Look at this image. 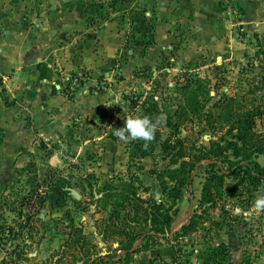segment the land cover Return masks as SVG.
<instances>
[{
	"label": "rangeland",
	"instance_id": "1",
	"mask_svg": "<svg viewBox=\"0 0 264 264\" xmlns=\"http://www.w3.org/2000/svg\"><path fill=\"white\" fill-rule=\"evenodd\" d=\"M46 1L60 4L64 0ZM78 1L66 2L78 3ZM89 1L84 0L83 3L85 10L82 11L81 17L84 23L88 24L96 19L98 22L99 17L108 20L114 15L118 16V27L123 34L122 52L126 53L127 48L133 49L136 53L135 63H139L131 73L130 84L121 82L122 76L116 70L118 68L116 64L109 70L110 76L99 77V89L96 87V91L100 93L112 90L105 101L109 103L102 104V110H100L102 113L94 117L95 129L98 132L106 131L111 135L116 128L123 127L125 116H139L142 112V100L150 95L154 96L164 108L165 113L173 114L177 106L183 104L181 100L186 94L180 90V86L188 80L191 82L197 80L196 82H201L200 84L209 90L207 95L198 96V102L193 104L196 108L193 112L175 115L174 120L180 124L178 136L185 137L189 144L212 148H215L217 144L222 146L228 136L230 120H233L234 116L236 118L239 111L244 110L245 107L248 108L253 102H260L264 108V96L261 97L263 93L261 80L264 81V60L262 59L264 46L261 43L264 40V30L260 33H246L241 30L242 25L234 24L232 36L241 43L234 49L236 54L229 53L223 59L216 58L224 56L223 54L214 55L212 52L203 50L195 60L182 62L177 59L182 48L181 42H172L169 48L167 47L169 43L159 44L149 39L144 42L142 28L134 29L136 25H133V21L130 20L128 10L133 6L142 8L149 4V0H119L116 7L111 6L108 0L103 6L91 8L87 6ZM230 22L234 23V19L232 18ZM149 46L153 48V51L149 59L145 61L144 53ZM80 75L83 79L81 83L87 80L86 72L70 75L68 79ZM66 85L67 79L62 91L68 98L73 96L80 87L79 85L70 94ZM192 86L191 88H195V85ZM255 95L259 97L256 101L253 100ZM130 96L131 99L126 98ZM136 97L139 99L134 102ZM228 98H232V101L229 102ZM229 108H232V113L228 110ZM75 109L77 110V107ZM73 122L75 120L71 122L72 127L77 125ZM255 122V130L262 132L264 114ZM86 126L87 123L84 121L85 132L89 128ZM168 133L175 132L172 128L163 127L162 136L165 137ZM1 135L0 132V138ZM120 143L126 144L122 141ZM61 144L49 142L46 149L38 147L31 152L22 149L20 155H25L24 164L19 162L16 165L13 164L11 168H3L2 161H6L7 158L0 156V225H3L2 232L0 230V264H69L73 255L77 257V261L84 260L86 255L83 251H81L82 254L79 253L77 244L73 245L76 237L71 236L68 228L65 227L70 222L80 226L86 242L91 245L92 257L93 252L104 255L111 248L117 247V244L106 243L97 233L96 221L104 217L106 212H98L94 203L89 200L96 197V193L102 189L107 179L119 177L124 182L128 166L131 167L132 172L138 173L142 186L145 188L142 195L158 200L162 198V194L157 173L174 167L169 165V158L162 153L160 143L154 145L152 156L132 159L133 163H131L126 154L119 165L108 170L100 169L101 164L98 162L103 159L99 153L77 155L73 152V144L63 142ZM55 149L62 150L57 153L61 160L57 164L50 165L47 162L48 155ZM226 154L230 160L234 159L230 152ZM252 160L264 167V155L255 154ZM30 161L36 163L39 178L46 177L49 166L60 168L62 175L69 180V185L65 187L68 191L65 194L49 190L48 187L41 189L46 200L37 211L40 221L33 220L32 226L22 228L19 225L24 224V218L19 217L14 208L19 206L16 201L27 194L31 188L27 172L22 171V168L25 169ZM220 168L227 171L228 163L220 164ZM220 168L199 165L193 172L191 193L185 187L177 203L178 221L174 224L173 230L179 231L181 224L186 223L192 214H200V218L195 217L198 223L194 230L183 238L177 236L160 239L152 247L131 256L127 263L114 264H146L148 260H154V264H199L196 250L219 243L227 244L233 264H240L247 257H250L252 264H264V213L256 214L252 208L255 198L264 194L260 192V186L257 187L256 184L251 183L246 176L245 180L237 185L238 178L226 174L219 186V192L215 188L218 183L215 179L211 180V185L214 186L215 202L200 203L204 183L212 172L219 173ZM240 172L243 174L244 169L241 168ZM89 173H92V176ZM71 189L79 194V198L72 195ZM75 201H80V204ZM82 205L86 207L82 208ZM181 218L183 220L180 221ZM6 226L13 231L8 233ZM78 264L81 262L79 261Z\"/></svg>",
	"mask_w": 264,
	"mask_h": 264
},
{
	"label": "crops",
	"instance_id": "2",
	"mask_svg": "<svg viewBox=\"0 0 264 264\" xmlns=\"http://www.w3.org/2000/svg\"><path fill=\"white\" fill-rule=\"evenodd\" d=\"M66 1L0 0V156L7 158L3 168L19 162L23 165L22 149H46L49 142L71 143L77 155L99 153L102 170L114 169L128 154L126 144L113 134L98 132L93 120L102 113V104L109 103L105 101L112 90L98 93L99 77L110 76L109 70L116 64L121 82L130 84L131 73L139 65L136 53L128 48L127 54L122 52L118 16L99 17L98 22L86 24L81 17L85 7L78 10L76 3ZM148 3L128 10L134 29L142 28L144 42L169 43L168 48L172 42H181L177 59L182 62L195 60L203 50L224 55L216 58L236 54L234 49L241 43L232 36L231 16L220 0ZM236 4L242 31L264 30V0H236ZM152 51L149 46L145 61ZM83 72L88 74L87 80L68 98L62 91L65 79ZM72 120L77 123L74 127ZM61 151L55 149L47 162L57 164Z\"/></svg>",
	"mask_w": 264,
	"mask_h": 264
},
{
	"label": "trees",
	"instance_id": "3",
	"mask_svg": "<svg viewBox=\"0 0 264 264\" xmlns=\"http://www.w3.org/2000/svg\"><path fill=\"white\" fill-rule=\"evenodd\" d=\"M84 1L79 0L76 3L78 10H82ZM119 0H111L109 4L113 7L118 5ZM104 2L90 0L87 3L88 7L103 6ZM87 7V8H88ZM264 46V40L262 41ZM264 60V52H262ZM186 81L180 90L186 94L181 101L182 105H178L173 114L165 113L164 108L155 100L153 95L145 97L142 100V112L139 116L155 117L159 114H167L164 125L157 131L154 142L149 146L148 150L142 147V141H133L126 143V150L129 156V161L132 159H141L154 154V145L160 143L162 153L169 158V165L174 167L166 168L162 172L157 173V178L160 181L162 198L156 200L152 197H144L142 193L145 191L142 186L138 173L132 172L128 166V172L124 182L122 178L111 177L105 181L104 186L96 193V197L92 198L91 203H94L98 212L105 211L106 215L96 221V231L103 241L106 243L117 244V247L111 248L104 255H99L93 252L90 254V244L85 240L80 226H76L72 222L68 226V233L75 236L76 240L73 245L79 246V253L86 255L83 260L77 261L75 255L72 256L69 264H103V263H127L129 258L137 252L148 249L158 243L160 239H169L171 237H185L189 232L197 227L198 221L195 217L200 218V214L193 215L186 223H182L180 230H173L174 224L178 221L176 216L178 212L177 203L182 197L183 189L191 193L190 185L194 170L199 165L217 166L228 163L227 171L220 168L218 172H212L208 176L207 181L202 187L200 203L214 201V186L211 185V180L215 179L218 185H215L217 192L220 191V185L223 177L234 175L238 178L237 185L245 180V176L251 183L257 187H264V167L258 165L257 162H252V156L255 154L264 155V130L257 132L255 130V120L264 114L263 105L260 102H253L244 110L239 111L230 120L229 128L227 129L228 136L225 138L224 144L216 145L215 148L205 146H195V144L187 143V139L178 136L179 122L175 121V115H185L195 110L194 102H198L199 95H207L209 90L205 88L201 82L197 80ZM192 85H195V88ZM261 87L264 96V81L261 80ZM207 91V92H206ZM131 99L132 97H126ZM258 96H254L253 100H258ZM139 98L136 97L134 102ZM229 102L232 98L227 99ZM133 102V103H134ZM232 113V108H229ZM163 127L172 128L174 134L168 133L163 137ZM234 157L230 160L226 154ZM221 157L216 158V157ZM134 166V165H133ZM141 169L140 166H138ZM241 168L244 173L241 174ZM60 168L49 166L48 174L44 178L37 176V165L34 161H30L25 170L28 174V180L31 184L27 194L21 196L16 203L19 206L16 209L18 216L24 218V224L19 225L22 228L32 226V221H40L38 210L46 200L44 192L41 189L48 187L49 190L60 192L61 194L68 193L65 187H68L69 180L61 173ZM92 176V173H89ZM27 180V181H28ZM122 181V182H121ZM121 182V183H120ZM217 186V187H216ZM93 197V196H92ZM80 204V201H75ZM88 203V204H91ZM86 205H82L85 208ZM196 214V213H195ZM71 219V218H70ZM72 220V219H71ZM8 233L12 232V228L6 226ZM2 232L3 225H0ZM174 238V239H175ZM196 258L199 264H233L231 260L230 250L225 243H219L214 246H205L202 249L196 250ZM86 262V263H85ZM154 260H148L146 264H154ZM179 262V261H178ZM187 262V261H185ZM250 257L244 259L240 264H252Z\"/></svg>",
	"mask_w": 264,
	"mask_h": 264
},
{
	"label": "clouds",
	"instance_id": "4",
	"mask_svg": "<svg viewBox=\"0 0 264 264\" xmlns=\"http://www.w3.org/2000/svg\"><path fill=\"white\" fill-rule=\"evenodd\" d=\"M165 120L166 117L163 114L155 117L127 115L124 118L123 127L116 128L113 135L125 143L142 141L143 149L148 150L156 138L157 131L164 125ZM260 192L264 193V187H261ZM252 208L256 214L264 213V194L255 198Z\"/></svg>",
	"mask_w": 264,
	"mask_h": 264
},
{
	"label": "built area",
	"instance_id": "5",
	"mask_svg": "<svg viewBox=\"0 0 264 264\" xmlns=\"http://www.w3.org/2000/svg\"><path fill=\"white\" fill-rule=\"evenodd\" d=\"M222 3L223 8L230 14L231 19H234V23H232V26L234 24H239L241 23V20L238 18L241 17V13L239 8H237L236 0H220ZM82 76H75L73 78L68 79L66 88L68 89V92L72 94L80 85L82 81Z\"/></svg>",
	"mask_w": 264,
	"mask_h": 264
},
{
	"label": "water",
	"instance_id": "6",
	"mask_svg": "<svg viewBox=\"0 0 264 264\" xmlns=\"http://www.w3.org/2000/svg\"><path fill=\"white\" fill-rule=\"evenodd\" d=\"M71 191V193H72V195L75 197V198H79V194L76 192V191H74V190H70Z\"/></svg>",
	"mask_w": 264,
	"mask_h": 264
}]
</instances>
